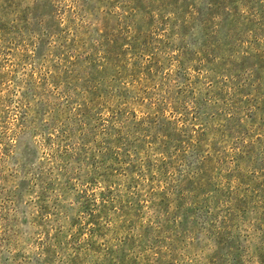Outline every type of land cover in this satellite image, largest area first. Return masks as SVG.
<instances>
[{
    "label": "rangeland",
    "instance_id": "374dc122",
    "mask_svg": "<svg viewBox=\"0 0 264 264\" xmlns=\"http://www.w3.org/2000/svg\"><path fill=\"white\" fill-rule=\"evenodd\" d=\"M0 264H264V0H0Z\"/></svg>",
    "mask_w": 264,
    "mask_h": 264
}]
</instances>
